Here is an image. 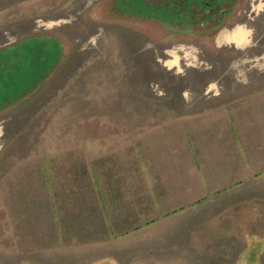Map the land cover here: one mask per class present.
Instances as JSON below:
<instances>
[{"label": "rangeland", "instance_id": "374dc122", "mask_svg": "<svg viewBox=\"0 0 264 264\" xmlns=\"http://www.w3.org/2000/svg\"><path fill=\"white\" fill-rule=\"evenodd\" d=\"M9 1L0 264H264V0Z\"/></svg>", "mask_w": 264, "mask_h": 264}, {"label": "crops", "instance_id": "0c3cea01", "mask_svg": "<svg viewBox=\"0 0 264 264\" xmlns=\"http://www.w3.org/2000/svg\"><path fill=\"white\" fill-rule=\"evenodd\" d=\"M13 2H18L17 0H14ZM12 5V3H11V1H9V3L7 4V5H5V6H3V7H0V16L2 15L1 13H5V14H7V16H5V15H3L2 16V18H1V20L0 21H2L3 23H6L7 22V20H8V24L10 25V27L9 28H7V29H2V30H0V40L2 39H5V31H8L9 32V34H11V35H17V37H18V40L19 41H22V40H25L24 38H29V37H33V38H35V37H41L42 39H45V40H54V41H56L57 43H58V45H59V47H60V57H61V55H62V43H61V41L59 40V38H57L56 36H54V35H52V34H50V33H46V34H39V35H35L34 34V32L32 31H19V32H14L13 30L14 29H16V27H17V25L15 26V24H16V21L18 20L17 19V13H18V11L15 9V7H17V6H11ZM15 9V10H14ZM31 12H27V13H24L23 15H25L24 17H22V18H28L27 17V15H30L31 16V14H30ZM8 14L10 15V16H8ZM13 23V24H12ZM0 27L2 28V25H0ZM236 34H237V32H236ZM241 32H238V35L236 36V39H240V37H241ZM223 38V37H222ZM225 39L228 41L227 43H229V42H231V44L232 45H234L235 47H236V42L234 41V40H232V39H227V37L226 38H224L223 40H221V42L220 43H224L225 42ZM27 43L25 42V45H26ZM28 45V44H27ZM37 52V51H36ZM38 52H40V51H38ZM37 52V53H38ZM49 51H47V53H48ZM34 54H36V53H34ZM60 57H59V59H60ZM36 75H38V74H36ZM214 112V111H213ZM209 113V114H207V116H209V118H211V117H214V118H212L213 120H216V119H221L222 117H224L221 113H219L218 115H219V117L218 116H216V114H217V112H214V113ZM216 113V114H215ZM226 116V115H225Z\"/></svg>", "mask_w": 264, "mask_h": 264}]
</instances>
